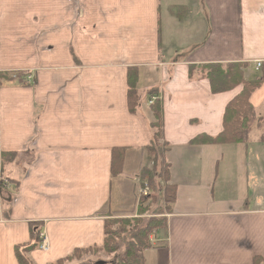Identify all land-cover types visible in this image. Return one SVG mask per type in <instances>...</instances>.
Returning <instances> with one entry per match:
<instances>
[{
  "label": "crops",
  "instance_id": "obj_1",
  "mask_svg": "<svg viewBox=\"0 0 264 264\" xmlns=\"http://www.w3.org/2000/svg\"><path fill=\"white\" fill-rule=\"evenodd\" d=\"M217 63L245 64V81L261 74L264 0H0V75L21 76L0 83V153L16 154L0 170V264H18L15 249L34 227L49 251L27 256L53 264L100 247L107 214L136 212L139 173L150 166L151 96L162 109L175 201L145 264L264 260L257 122L246 143L191 144L222 132L241 92L212 94L207 80L189 77L190 66ZM130 69L136 113L127 107ZM250 103L264 125V82ZM115 150L123 159L112 176Z\"/></svg>",
  "mask_w": 264,
  "mask_h": 264
},
{
  "label": "trees",
  "instance_id": "obj_2",
  "mask_svg": "<svg viewBox=\"0 0 264 264\" xmlns=\"http://www.w3.org/2000/svg\"><path fill=\"white\" fill-rule=\"evenodd\" d=\"M247 68L242 63L206 64L189 67V77L192 79L207 80L212 94H220L241 87L238 96L232 99L226 106L222 132L216 137L200 136L191 141L193 145H231L246 143L251 126L255 122V114L250 103L251 95L264 82V66L261 74L251 81H245L243 72ZM18 74L8 77L0 75L2 81L12 82L20 78ZM138 76L134 69L127 74V107L131 113H136L140 104V96L137 89ZM153 122L148 124L147 131L149 143L145 148V157L149 168H143L140 173L142 185H146L150 194L140 197L136 207V217L133 215L124 218H114L107 214L104 222V239L100 247L74 250L63 260L53 264H101V255L114 257L110 264H145L144 253L151 249L149 238L152 234L159 235L166 232V216L172 213V205L175 201V187L168 184L169 165L166 160L169 145L163 139L162 109L158 102L150 106ZM262 124L258 120L257 126ZM262 140H264V125L262 126ZM16 154L0 153V170L14 161ZM123 154L115 150L111 157V175L120 174ZM163 183V184H162ZM0 186H2L0 182ZM115 214H125L116 212ZM149 217L146 219L145 215ZM112 218V219H109ZM114 219V220H113ZM31 233V241L23 246H17L15 256L18 264H32L29 252L38 248L39 230ZM39 229V228H38ZM253 264H264L261 258H254Z\"/></svg>",
  "mask_w": 264,
  "mask_h": 264
},
{
  "label": "built area",
  "instance_id": "obj_3",
  "mask_svg": "<svg viewBox=\"0 0 264 264\" xmlns=\"http://www.w3.org/2000/svg\"><path fill=\"white\" fill-rule=\"evenodd\" d=\"M262 66V63L261 62H256L255 63V69L256 70H259ZM33 81V78L28 76V78L26 79V82L27 83H30ZM157 101V98L154 97V96H151L149 98V101H148V105L151 106L152 104H154L155 102ZM150 194V190L149 188H147L146 186H140L139 189H138V199L140 197H147L148 195ZM39 239H40V243H39V250L43 253H47L49 251V244H48V240L45 236V234L41 231H39Z\"/></svg>",
  "mask_w": 264,
  "mask_h": 264
},
{
  "label": "rangeland",
  "instance_id": "obj_4",
  "mask_svg": "<svg viewBox=\"0 0 264 264\" xmlns=\"http://www.w3.org/2000/svg\"><path fill=\"white\" fill-rule=\"evenodd\" d=\"M255 121L256 122H258V120L255 118ZM262 126H263V124H260V129H262ZM2 183H4V182H1V184ZM163 184V183H162ZM112 214V217H114V218H117V216H118V218H124V217H126V216H129V215H133L132 217H136V212H133V213H126L125 212V214H120V215H117V214H115V213H111ZM106 217H107V215H106ZM145 217H146V219H148L149 217L147 216V214L145 215ZM109 219H112V218H110L109 217ZM114 220V219H113ZM156 235V234H155ZM152 237V240H153V237H154V234H152L151 236H150V238ZM160 237H162V236H160ZM150 238H149V241H150V244H151V242H152V240H150ZM100 257V260H101V264H110L112 261H113V259H114V257H112L111 255H109V256H106V255H101V256H99Z\"/></svg>",
  "mask_w": 264,
  "mask_h": 264
},
{
  "label": "bare ground",
  "instance_id": "obj_5",
  "mask_svg": "<svg viewBox=\"0 0 264 264\" xmlns=\"http://www.w3.org/2000/svg\"><path fill=\"white\" fill-rule=\"evenodd\" d=\"M142 186H146V185H142ZM147 187V186H146ZM148 188V187H147Z\"/></svg>",
  "mask_w": 264,
  "mask_h": 264
}]
</instances>
